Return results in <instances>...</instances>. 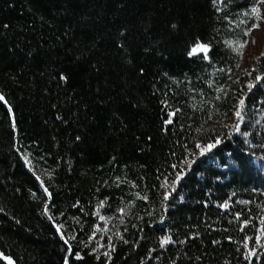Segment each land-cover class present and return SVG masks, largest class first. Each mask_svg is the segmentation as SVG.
I'll list each match as a JSON object with an SVG mask.
<instances>
[{
	"label": "trees",
	"instance_id": "1",
	"mask_svg": "<svg viewBox=\"0 0 264 264\" xmlns=\"http://www.w3.org/2000/svg\"><path fill=\"white\" fill-rule=\"evenodd\" d=\"M262 1L0 0V264H264Z\"/></svg>",
	"mask_w": 264,
	"mask_h": 264
},
{
	"label": "rangeland",
	"instance_id": "2",
	"mask_svg": "<svg viewBox=\"0 0 264 264\" xmlns=\"http://www.w3.org/2000/svg\"><path fill=\"white\" fill-rule=\"evenodd\" d=\"M257 14L259 17L258 27L250 34L247 42L243 44L244 46H239L237 49L238 53H240V56L242 57V69L246 68L251 58L259 55V52L264 49V0L259 5Z\"/></svg>",
	"mask_w": 264,
	"mask_h": 264
},
{
	"label": "water",
	"instance_id": "3",
	"mask_svg": "<svg viewBox=\"0 0 264 264\" xmlns=\"http://www.w3.org/2000/svg\"><path fill=\"white\" fill-rule=\"evenodd\" d=\"M0 97H3V96L0 94ZM0 101H1L3 104H6V101H5L4 97H3V99L0 100ZM9 110H10V109H9ZM10 112H11V110H10ZM36 179H37V181L39 182V184L41 185V187H42V189H43V191H44V193H45V195H46V197H47V199H48V206H49V205L51 204V201H52V196H51V194L47 191V189L44 187V185L42 184L41 180H40L39 178H36ZM57 232H58V235H59L60 240H61L62 243L65 245L66 250H67L66 259H65V264H70V259H71L72 254H73V252H72V248H71L70 244L68 243V241L66 240V238L64 237V235L62 234V232H61L59 229H57ZM2 259L4 260V262H5L6 264H15L13 261H11V260H9V259H7V258L2 257Z\"/></svg>",
	"mask_w": 264,
	"mask_h": 264
},
{
	"label": "snow or ice",
	"instance_id": "4",
	"mask_svg": "<svg viewBox=\"0 0 264 264\" xmlns=\"http://www.w3.org/2000/svg\"><path fill=\"white\" fill-rule=\"evenodd\" d=\"M256 9H253V12H255ZM253 27H258V25H253ZM244 45H241V47H243ZM3 97H0V100H2ZM237 115L239 116V113H237ZM209 147H212L211 145Z\"/></svg>",
	"mask_w": 264,
	"mask_h": 264
}]
</instances>
